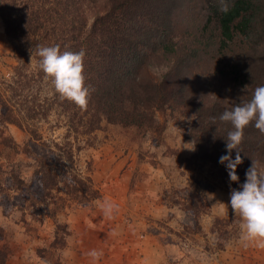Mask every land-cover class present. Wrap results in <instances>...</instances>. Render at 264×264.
I'll return each instance as SVG.
<instances>
[{
    "label": "trees",
    "instance_id": "obj_1",
    "mask_svg": "<svg viewBox=\"0 0 264 264\" xmlns=\"http://www.w3.org/2000/svg\"><path fill=\"white\" fill-rule=\"evenodd\" d=\"M174 1L0 0V20L15 60L8 73H0V204L5 215L30 208L33 214L45 210L55 218L65 201L55 195L59 189L80 204L99 198L91 177L77 165L80 142L90 145L103 123L159 135V113L179 109L191 118L185 136L196 148L183 164L206 166L207 174L174 188V202L185 212L184 229L202 232L199 217L209 204L200 188L230 191L219 158L227 154L225 139L232 125L219 117L264 86V0H202L206 15L200 34L212 28L213 35L210 40L201 35L200 42L210 41L219 55L228 56L223 68H207L203 74L191 66L209 63L213 56L176 45L179 8ZM225 5L226 12L221 10ZM56 45L61 52H85L86 85L91 86L87 110L61 100L38 67L37 47ZM51 114L53 127H65L60 141L45 139L41 132ZM9 124L29 134L22 150L7 133ZM240 149L243 163L237 175L243 183L252 160L264 168V134L253 125L246 127ZM21 151L33 162L29 179L15 162ZM231 188L239 184L231 183ZM239 222L234 214L213 219L210 231L217 233L219 249L238 233ZM2 231L0 227V239Z\"/></svg>",
    "mask_w": 264,
    "mask_h": 264
},
{
    "label": "rangeland",
    "instance_id": "obj_2",
    "mask_svg": "<svg viewBox=\"0 0 264 264\" xmlns=\"http://www.w3.org/2000/svg\"><path fill=\"white\" fill-rule=\"evenodd\" d=\"M174 4L179 8L173 34L176 45L213 56L209 63L191 69L203 74L207 68L210 72L227 65L228 56L219 55L210 41L200 42L201 35L208 40L213 35L212 28L200 34L206 15L203 1L175 0ZM7 44L10 49L4 51ZM14 64L0 20V73H8ZM158 118L163 123L159 135L103 123L90 145L80 142L77 165L83 175L91 177L99 198L80 204L59 189L55 195L65 201L55 218L45 210L33 214L30 208L13 209L5 215L0 204L3 264H93L87 255L92 249L103 251L98 264H264V249L244 248L236 242L239 230L222 249L216 246L217 233L210 231L213 219L233 214L230 191L225 188H200L209 204L208 211L199 217L202 232L188 233L184 229L185 212L174 202L173 189L193 183L191 178H203L207 167L190 161L183 164L196 151L195 145L194 150L186 148L193 143L185 136L191 123L189 114L166 110ZM55 121L51 114L48 122L41 123V132L45 139L60 141L65 127H53ZM174 126L178 129L173 133ZM7 129L22 150L29 134L13 124ZM15 162L29 179L33 162L22 151ZM105 200L119 206L112 219L101 210ZM55 237H61V242H55Z\"/></svg>",
    "mask_w": 264,
    "mask_h": 264
},
{
    "label": "clouds",
    "instance_id": "obj_3",
    "mask_svg": "<svg viewBox=\"0 0 264 264\" xmlns=\"http://www.w3.org/2000/svg\"><path fill=\"white\" fill-rule=\"evenodd\" d=\"M221 10L226 12L227 6ZM29 51L32 58L33 53ZM35 55L40 58L38 67L50 81L54 93L58 94L61 100H67L81 110H87L91 86L86 85L85 52H61L59 45L38 46ZM219 119L232 125V130L227 133L225 139L227 154L219 158V163L227 169L230 180V207L234 216L240 219L236 242L244 248L264 249V168L258 167L257 161L252 160L243 183H240V177L237 175V167L243 163L240 145L244 140L245 128L253 125L264 134V86L256 87L249 100L235 105L231 110H225ZM177 129L174 126L173 133ZM190 145L192 147L186 148L194 150V142ZM233 150L235 159L232 158ZM231 183L239 184V188H231ZM226 206L228 208V205ZM100 207L108 219L114 218L119 212V206L109 200L102 202ZM213 241L215 242V238ZM87 255L93 264H98L103 257V251L92 249Z\"/></svg>",
    "mask_w": 264,
    "mask_h": 264
},
{
    "label": "crops",
    "instance_id": "obj_4",
    "mask_svg": "<svg viewBox=\"0 0 264 264\" xmlns=\"http://www.w3.org/2000/svg\"><path fill=\"white\" fill-rule=\"evenodd\" d=\"M5 35V34H4ZM10 49V45L9 44H7V45H5V47H3V50L4 51H8Z\"/></svg>",
    "mask_w": 264,
    "mask_h": 264
}]
</instances>
